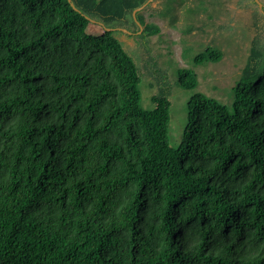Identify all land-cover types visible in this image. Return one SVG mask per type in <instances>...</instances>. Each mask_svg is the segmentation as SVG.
<instances>
[{
  "label": "trees",
  "instance_id": "obj_1",
  "mask_svg": "<svg viewBox=\"0 0 264 264\" xmlns=\"http://www.w3.org/2000/svg\"><path fill=\"white\" fill-rule=\"evenodd\" d=\"M146 1L0 0V264H264V58L232 110L195 93L174 147L110 27Z\"/></svg>",
  "mask_w": 264,
  "mask_h": 264
},
{
  "label": "rangeland",
  "instance_id": "obj_2",
  "mask_svg": "<svg viewBox=\"0 0 264 264\" xmlns=\"http://www.w3.org/2000/svg\"><path fill=\"white\" fill-rule=\"evenodd\" d=\"M152 0L140 11L110 27L138 66L141 104L153 109L154 96L166 94L171 102L169 142L178 147L188 122V102L197 92L233 109V87L241 78L253 49L264 58V0ZM143 21V24L140 22ZM150 26L138 30L134 23ZM139 22V23H138ZM104 25L90 24L100 33ZM220 51L218 60L197 61L206 49ZM192 69L199 84L178 85V70Z\"/></svg>",
  "mask_w": 264,
  "mask_h": 264
},
{
  "label": "water",
  "instance_id": "obj_3",
  "mask_svg": "<svg viewBox=\"0 0 264 264\" xmlns=\"http://www.w3.org/2000/svg\"><path fill=\"white\" fill-rule=\"evenodd\" d=\"M151 1H152V0H147L142 6L136 8V9L133 11V15H134V17L136 18L137 13L140 12L143 8H145L148 4H150ZM255 1L260 5L261 9L263 10V8H262V3H261L259 0H255ZM138 23H139V22H138ZM139 24H140V23H139ZM140 25H141V24H140ZM141 29H143L142 26H141Z\"/></svg>",
  "mask_w": 264,
  "mask_h": 264
}]
</instances>
